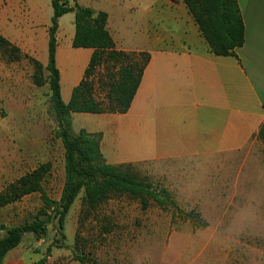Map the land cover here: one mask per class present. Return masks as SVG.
<instances>
[{"label": "crops", "instance_id": "crops-1", "mask_svg": "<svg viewBox=\"0 0 264 264\" xmlns=\"http://www.w3.org/2000/svg\"><path fill=\"white\" fill-rule=\"evenodd\" d=\"M52 1L0 0V35L18 48L25 39L29 54L39 53L40 44L44 54ZM68 1L106 13L117 50L150 56L126 114L83 115L89 131L102 134L106 164L147 169L184 213L202 220L171 234L156 264H264V176L231 177L227 167L217 176L199 175L214 153L264 146V0H238L245 44L236 57L210 52L183 0ZM74 21L73 12L60 18L56 36L65 103L94 53L72 46Z\"/></svg>", "mask_w": 264, "mask_h": 264}, {"label": "rangeland", "instance_id": "rangeland-1", "mask_svg": "<svg viewBox=\"0 0 264 264\" xmlns=\"http://www.w3.org/2000/svg\"><path fill=\"white\" fill-rule=\"evenodd\" d=\"M51 8L49 5L50 14ZM39 10L45 15L46 7ZM21 42L19 61L8 62L9 57L0 51V193L23 175L50 162L52 170L43 187L51 200L59 201L66 177L65 151L55 135L58 124L50 112L49 85L38 86L34 82L33 61L43 66L39 74L43 79L49 75L45 70L48 49L42 54L38 44L39 53L29 54L27 41ZM105 76L104 67L92 76L94 97L98 101L106 99L102 82ZM87 117L72 115L74 134L81 130L101 134L89 131L93 128ZM210 163L208 169L200 167L199 175L217 176L227 167L231 177L264 176V146L249 152L214 153ZM136 170L142 176L153 177L147 169ZM151 180L160 185L154 178ZM83 197V193L78 196L62 229L57 219L51 218L44 236L26 234L22 243L7 254L3 264H156L160 247L171 234L193 230L199 224L155 204L143 210L139 201L128 198L110 199L97 210H90L84 206ZM42 208L41 195L32 194L0 209V239L9 229L34 221Z\"/></svg>", "mask_w": 264, "mask_h": 264}, {"label": "trees", "instance_id": "trees-1", "mask_svg": "<svg viewBox=\"0 0 264 264\" xmlns=\"http://www.w3.org/2000/svg\"><path fill=\"white\" fill-rule=\"evenodd\" d=\"M210 52L219 57H236V51L245 44V25L238 0H183ZM53 16L49 29L48 77L39 74L43 66L35 62L34 82L38 86L49 85L51 92L50 112L55 116L58 128L56 138L62 141L65 151V183L59 201H53L45 193L43 184L51 173L52 163L40 165L9 184L0 193V209L21 201L32 194H40L43 208L31 223L13 227L0 239V264L7 254L18 247L26 234L38 237L47 233L51 218L57 219L62 229L65 218L78 196L83 193V204L97 210L110 199L128 198L139 201L143 210L152 204L162 210L172 209L185 219L202 220L196 212L184 213L167 189L142 176L131 164L108 165L101 153V134L81 130L78 135L72 128L73 114H126L140 87L142 76L150 61L146 53H126L116 49L107 28L108 15L89 8L70 7L68 0L52 1ZM75 14V35L72 46L76 49L94 51L84 79L65 103L62 99L60 73L57 68V32L59 19L69 13ZM0 51L9 57L8 62L19 61L21 50L0 35ZM104 67L106 76L103 85L106 99L94 97L92 76ZM264 143V125L259 134ZM52 211V216L49 212ZM40 264H43L41 262Z\"/></svg>", "mask_w": 264, "mask_h": 264}]
</instances>
